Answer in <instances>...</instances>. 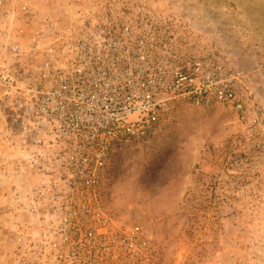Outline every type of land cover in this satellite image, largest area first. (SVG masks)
<instances>
[{"label":"built area","instance_id":"obj_1","mask_svg":"<svg viewBox=\"0 0 264 264\" xmlns=\"http://www.w3.org/2000/svg\"><path fill=\"white\" fill-rule=\"evenodd\" d=\"M0 6V86L37 177L29 213L44 222L40 254L49 264H149L142 228L105 204L117 146L151 136L179 104L226 106L245 121L248 75L228 54L202 53L182 22L148 1L65 21L25 6L15 18Z\"/></svg>","mask_w":264,"mask_h":264},{"label":"rangeland","instance_id":"obj_2","mask_svg":"<svg viewBox=\"0 0 264 264\" xmlns=\"http://www.w3.org/2000/svg\"><path fill=\"white\" fill-rule=\"evenodd\" d=\"M4 1L11 17L25 6L62 21L108 3L148 1L182 22L202 53L215 48L220 62L231 56L253 92L246 120L226 106L172 107L151 136L119 143L103 182L105 204L142 228L153 249L149 264H264V0ZM3 92L0 264H49L39 250L44 222L29 213L37 177Z\"/></svg>","mask_w":264,"mask_h":264}]
</instances>
